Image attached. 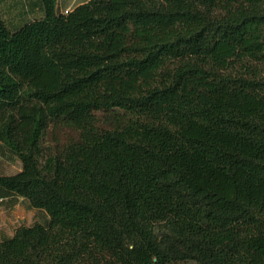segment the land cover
I'll list each match as a JSON object with an SVG mask.
<instances>
[{"label":"trees","instance_id":"1","mask_svg":"<svg viewBox=\"0 0 264 264\" xmlns=\"http://www.w3.org/2000/svg\"><path fill=\"white\" fill-rule=\"evenodd\" d=\"M27 1L0 6V187L49 218L0 264H264V0Z\"/></svg>","mask_w":264,"mask_h":264},{"label":"rangeland","instance_id":"2","mask_svg":"<svg viewBox=\"0 0 264 264\" xmlns=\"http://www.w3.org/2000/svg\"><path fill=\"white\" fill-rule=\"evenodd\" d=\"M0 5L4 11V14L7 17V20L11 21L20 13L22 14L23 10H25L26 6L28 5V1L0 0ZM78 138H79V134L77 130L63 124H51L44 135L43 142L45 147L47 148L53 150H60L65 144L69 143L72 140H76ZM0 155H17V154L9 150L4 153H1L0 151ZM18 168L19 166H18V162L15 159V156L9 157V159H6V161H2V160L0 161V173L7 171L16 172L18 171ZM27 203H28L27 201H23L20 203L19 207H17L15 211L7 212L8 213L7 218L8 219L11 218L12 220L11 223L7 222L9 226L8 229L11 233L14 232V229L18 225L26 223V219L23 218L21 211L29 212L31 214V217L29 218L28 221L29 223H33L35 221H42V222L48 221V214L45 210L33 208L30 204ZM16 211L18 212L17 214ZM176 264H193V261H182Z\"/></svg>","mask_w":264,"mask_h":264},{"label":"crops","instance_id":"3","mask_svg":"<svg viewBox=\"0 0 264 264\" xmlns=\"http://www.w3.org/2000/svg\"><path fill=\"white\" fill-rule=\"evenodd\" d=\"M86 1H88V0H58L57 1V7H58L59 11L66 13L67 10L68 11L72 10L77 5L82 4ZM23 12L30 13L29 16H31V14H32L31 13L32 11H30L28 5L26 6V9L23 10ZM37 12L41 13V10H38ZM20 16H21V13L18 16H16L14 19H12L11 21H17L20 18ZM0 151H1V153H4L6 151H9V148L0 142ZM14 156H15L16 161L18 162V166H19L18 171H16V172L7 171V172L0 173V175H11V174H15V173L22 170L23 162L19 159L18 155H0V161L1 160L6 161V159H9V157H14ZM8 163H9V161H8ZM23 201H27L28 202L27 204H30V202L27 199H25L23 197H19L15 194H12V193H8L4 188L0 187V216H1V219H0V239L7 237V236L14 235L16 229L22 225H32L33 223L36 222L35 221L33 223H29L28 221H29V218L31 217V214L29 212L21 211L23 218L26 219V223L18 225L14 229V232H12V233L9 231V229H8L9 226H8L7 222L11 223L12 220H11V218H9V219L7 218L8 217L7 212L8 211H12V212L15 211L17 209V207H19L20 203ZM33 208H35V207H33ZM17 213L18 212L16 211V214ZM48 218H49V216H48ZM40 222H42V221H40ZM7 232H8V234H7Z\"/></svg>","mask_w":264,"mask_h":264},{"label":"built area","instance_id":"4","mask_svg":"<svg viewBox=\"0 0 264 264\" xmlns=\"http://www.w3.org/2000/svg\"><path fill=\"white\" fill-rule=\"evenodd\" d=\"M68 12V10L66 11V13Z\"/></svg>","mask_w":264,"mask_h":264}]
</instances>
